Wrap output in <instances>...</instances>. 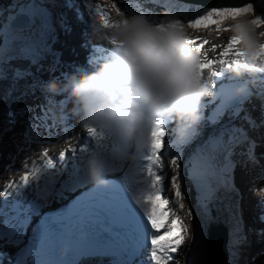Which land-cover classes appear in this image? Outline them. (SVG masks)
I'll use <instances>...</instances> for the list:
<instances>
[{"label":"snow or ice","instance_id":"obj_1","mask_svg":"<svg viewBox=\"0 0 264 264\" xmlns=\"http://www.w3.org/2000/svg\"><path fill=\"white\" fill-rule=\"evenodd\" d=\"M179 2L180 0H161L157 4L154 3V0H147V2L146 0H135L137 12L144 13L151 20L154 15H160L156 9H164L170 13L178 11L172 5ZM82 4L86 7L88 13L97 17L101 26L105 28L118 26L113 23L111 11L107 7L99 3H92L90 0H82ZM67 7L72 8L74 5L69 2ZM112 9L115 10L117 15L121 12L132 14L127 11V8L121 10L115 2L112 4ZM19 12L23 16L28 15L24 6L20 7ZM79 15L80 13L77 12L78 18ZM248 15L254 16L250 21L253 26L264 27V13L257 15L256 6L251 2L240 6L222 5L212 7L203 14L189 17L187 27L192 30H206L211 26H215L217 31H227L229 29L221 28L226 21ZM13 18L15 19V16ZM178 19L183 22V17ZM155 23L158 24L159 19ZM62 26L65 30L70 31L66 24L62 23ZM184 42L197 54L199 62L196 67L199 82H203L206 89L215 88L219 78L224 75V70H231L233 66L239 68L257 65L264 70V44L258 45L257 50L249 55L236 50L240 41L237 37H231L224 46L212 45L213 51L223 48L219 56L212 59L207 58L202 51L205 45L209 44L207 39H203L201 42L199 37L196 39L185 38ZM29 51L30 48L28 47L14 48L8 55H25ZM233 56L235 58L230 59ZM201 57L204 58L201 59ZM218 65L226 67L218 68ZM205 70H208L207 76H205ZM25 72L26 70L17 69L15 71L16 78H23ZM261 74H264V71ZM261 79L264 80V77H261ZM218 91L223 93L221 89ZM246 97V99H241L236 96L235 92L228 94L223 97V102L211 116L203 118L212 125L221 124L222 127L218 136L210 139L201 147V155L192 166L191 173L188 172L187 168L185 169L186 175L190 174L197 181H204L206 177L214 174L215 160L220 145H223L226 158L233 151V146L240 145L246 163L258 165L260 160L264 159V132L261 131L264 130V87L259 91L252 90ZM69 100L72 102L71 98ZM234 101L239 106H234ZM254 101H258V103ZM211 103V101H204V107H208ZM245 103L251 105L250 111L243 107ZM225 116H227L228 123H223ZM238 119L243 120L247 127L232 123ZM32 120L37 123L34 125L29 121L30 127L43 126L46 130L61 127L62 130L67 131L71 128L72 114L67 111L52 112L45 105L42 106V112L34 115ZM174 121V115L157 113V118L154 120L149 132L146 150L140 162L137 163L127 161L124 150L116 147L111 134H107L103 130H97L94 127H90L86 131L89 143H86L83 147H73L69 142V148L61 151L58 157L49 156V150L45 148L41 154L42 157H47L43 168H38L37 162H33L31 171L24 172L19 182L10 181L3 190L5 196L11 195L8 190L14 184L18 187L22 185L23 188H28L33 180L40 181L42 174L46 177L45 183L48 186L44 192L38 191L36 193L40 202L30 201L27 207L22 208L19 204L14 207L15 214L10 219L5 220L3 226H0V247L12 246L17 249L12 254L14 264H45V261L36 257L42 252L46 240L60 230L59 226L62 225L65 219L69 218L74 212L80 211L75 208L80 197H73L69 200V195L82 187L81 177H83L84 182H87V177L84 176L83 172L84 161L90 155H101L109 160V174L120 173L113 181L124 197V204L119 206V211L125 213L126 218L131 217L136 221L139 234L138 246L146 248L148 264H174L177 254L184 248L188 239H193L195 243V233L192 227L186 223L184 217L178 211V209L185 207L180 176L182 157L179 152L174 155L171 154L173 143H186L190 140L191 134L176 136L173 133L172 137L166 142V137H169L171 131L169 125ZM109 144L112 145L111 148H109ZM69 151L72 153L70 157L68 156ZM23 167H29L27 161L24 162ZM169 172H171L170 176ZM134 174L146 177L142 181L145 187L141 188L139 192L132 191V194L129 195V180ZM59 177H64V179H58ZM166 181H168L167 190L174 195L177 210H170L167 207L170 200L165 195ZM57 183H59V188L55 187ZM19 194L23 195V192L20 191ZM53 194L59 201L69 200V203H61V207L58 209L43 211L44 208H50L51 204L56 202V199H50ZM84 211H88V209ZM189 214H191V211H189ZM35 217H39V219L33 224ZM260 219L264 221V216H261ZM29 227L32 228L30 236L28 235ZM260 234L264 235V232ZM25 237L28 238L25 239ZM245 242L246 235L242 230L237 231L235 237L230 238V251L235 254V250ZM100 243L106 247L109 241L102 240ZM7 255L9 254L0 251V264H4L3 258ZM51 264H69V262L56 260ZM129 264H135V262L130 261Z\"/></svg>","mask_w":264,"mask_h":264},{"label":"clouds","instance_id":"obj_2","mask_svg":"<svg viewBox=\"0 0 264 264\" xmlns=\"http://www.w3.org/2000/svg\"><path fill=\"white\" fill-rule=\"evenodd\" d=\"M113 21L117 27L105 28L92 22L82 32L88 43L100 42L109 49L102 59H89L88 67L78 66L64 74L61 84L53 79L44 87L49 93L67 94L75 102L85 131L90 127L111 134L129 163L140 162L146 150L150 129L157 113L174 115L179 135L199 134L204 118V101L214 96L211 88L199 82L197 54L184 42L185 25L165 11L159 23L144 13L125 14ZM232 37L240 41L241 52L251 55L264 44L246 16L232 20ZM244 84L235 91L246 96L264 83L257 65L232 70ZM139 149V151H137ZM88 182L97 186L110 183L109 160L90 155L86 161ZM264 200V185L252 190Z\"/></svg>","mask_w":264,"mask_h":264},{"label":"bare ground","instance_id":"obj_3","mask_svg":"<svg viewBox=\"0 0 264 264\" xmlns=\"http://www.w3.org/2000/svg\"><path fill=\"white\" fill-rule=\"evenodd\" d=\"M11 1V2H10ZM79 3H74V9H77V12L80 13L79 19H76L75 23L77 25L80 24L82 28L80 29V39H82V48L79 50V47L77 48L79 56H85L86 62L88 63L89 59H102L106 53H108L109 49L106 45L100 42H92L88 43L85 41L82 37V32L85 30L92 22H95V16L88 13L86 7L82 4V0H77ZM96 3H99L105 7H107L109 10L112 9L111 6H109L106 3L99 2L100 0H93ZM105 1V0H103ZM106 1H115V0H106ZM42 0H35L32 6H29L26 2V0H0V41L7 40L8 42L11 40H20L21 36L23 34L29 35L30 31L34 26L37 27H45L49 26V24L52 23V17L49 11L45 9V6L42 4ZM147 2V0H146ZM161 0H154V3H160ZM13 3V4H12ZM42 5H41V4ZM118 6H123V9L127 8V11L130 13H139L136 10V4L135 0H119L117 3ZM257 9V15L264 12V0H260L259 2L254 3ZM21 6H24L26 11L28 12L27 16H23L20 14L19 9ZM42 6V7H41ZM172 7L179 9V7L182 8V10H178L174 13H171L176 18L183 17V22L185 25V31L189 30L187 27V21L189 17L198 16L200 12L194 8V6L184 5L183 6H177V4H173ZM158 13H160L159 16L154 15L152 17V21L156 22L157 19L162 18V14L165 12L164 9H156ZM127 14V13H126ZM13 15H15V19L13 18ZM118 16V15H117ZM9 17L12 21L17 22L21 21V26L19 28L13 29L10 28L7 31L5 28H3V21L4 18ZM249 20L253 19L254 16L248 15L246 16ZM114 19V17H112ZM118 19V18H117ZM239 19V18H237ZM98 23V22H97ZM233 23V21H226L222 26H226ZM213 26L206 29V34L209 33V30H211ZM197 31V30H196ZM211 32V31H210ZM63 31H58L55 35L51 36V40L48 41V44L46 46H39L36 43L31 44L27 40V43L25 45L29 46L32 45L34 47L33 50H31L32 53L35 54V61L32 68L27 69L24 73V76L31 73L32 71L35 73L34 69H37V66L40 65V67H48L50 69H53V71H58V74L61 75L69 72L67 64H70L71 60L69 58H63V55H58L59 53L55 54L53 48L55 47L56 42L61 41L65 36L63 35ZM46 35H48L46 33ZM20 36V37H19ZM49 36V35H48ZM54 38V39H53ZM79 39V38H78ZM34 40V39H33ZM45 45V42L43 43ZM42 44V45H43ZM1 45V42H0ZM60 46L61 49L62 45ZM68 45L65 43V50L67 49ZM76 47V46H75ZM78 56V57H79ZM66 57V55L64 56ZM217 58V57H216ZM235 57H230V59H234ZM215 59V58H213ZM73 65V64H71ZM77 67V66H76ZM220 67H226V66H217ZM236 67L233 66L231 70H224V79L226 77L231 76L233 74V69ZM208 75V70H205V76ZM258 76L264 77V74H258ZM262 87H264V83L260 84L258 87H255L252 90L259 91ZM206 101V98H205ZM257 103L256 101H254ZM72 105H66V107L63 106H51L52 112H64L67 111L68 113H71L74 117V120L76 123H78V126L81 128L82 122L80 115L75 114L76 113V106L71 107ZM75 110V111H74ZM246 110H251V105L246 108ZM238 126H244L245 128L247 125L244 123L243 120H239ZM170 128L176 129V122H172L169 125ZM216 125H209L206 122L202 121L199 125V134L196 135L194 138L191 139V141H188L185 144H181L179 146H172L171 154H176L177 152L180 153L182 159H181V168H180V176H181V184H182V192L184 195L183 203L185 207L183 208L184 211H193V217H194V224H193V232L195 233V241L196 245L190 249L189 247H185L179 252L180 255L183 256L182 261L180 264H204V255H205V249H206V243L208 241V232L211 225L215 222L217 223L218 228L221 227L223 229V235L225 237V249H226V264H264V257L261 259L259 258L258 261H250L249 259L251 257H257L260 247L257 246L260 242H263L264 235H261V232H264V226L260 224L259 216L257 215L256 210V195L253 193V189L255 186L252 187V190H250V193H246L244 191L245 186H251L250 182H254L255 178L253 176V173L257 171L258 167L264 166V159L260 160V163L258 165H251L245 162L244 156L242 154V147L240 145L233 146V151L231 152L230 156L232 158L227 159L229 161V171H228V178L227 183L222 186V189L225 191H218V188L216 187L217 182L216 180L211 179V175L208 176V190L201 192V191H192L186 193L184 191V183H186V179L184 177V165L191 160H198L199 156L201 155V147L210 139L218 136L216 134L217 131ZM56 131V130H55ZM55 131L52 133L50 131L48 138L46 139H40L43 144H49L52 143L57 144L59 146V149L65 150L62 146V142L64 140L61 137L60 132L57 134L58 136L55 139H52L51 136L55 135ZM264 132V130H261ZM69 132V131H68ZM79 141H77L76 146L77 148L83 147L86 143H89L87 140V136H81L80 131H76ZM254 135L256 133H253ZM171 138V136L166 137L167 140ZM61 139V141H59ZM69 144V142H67ZM78 145V146H77ZM223 145L218 146L219 149H222ZM49 153L51 152V149H48ZM44 149H41L38 151L37 156L38 158H42L41 154L43 153ZM259 151V150H258ZM72 153L69 151L68 156L70 157ZM80 155V154H78ZM89 157V156H88ZM20 163L21 159L16 157L13 158V162ZM86 161V160H85ZM84 161V164H85ZM8 162V161H7ZM22 165V163H21ZM264 171V168H262ZM169 176L171 175V172L168 173ZM214 175V174H212ZM21 175H11V174H4L0 178V196L3 195L4 198L0 199V211L1 209L5 210L9 213V216L3 217L0 215V218H2V221H5L7 219H10L11 216L15 214L14 207L19 204L22 208L26 206V197L24 196V193L27 191V189L23 188L22 185L15 186L13 190L10 192L11 195L5 196L3 192V186L4 184L7 185L10 181H16L19 182V178ZM61 179H64L62 177ZM59 184V183H58ZM16 185V184H14ZM166 186V193L165 195L168 196L169 200L171 201L174 199V195L167 190L168 181L165 182ZM251 188V187H250ZM22 191L23 195H20L19 192ZM170 192V193H169ZM10 201V205H9ZM9 205V209H8ZM167 207L170 210H177V206L175 204H172L171 202ZM179 211V209H178ZM223 214V220L225 223V227L217 221L219 217H221ZM214 223V224H215ZM242 230L243 233L246 235V242L235 250V254H233V251H230V238H234L237 231ZM29 234V230H28ZM229 243V244H228ZM264 248V245L262 246ZM177 254V257L179 255ZM140 261H135L136 264H146L145 255L140 254ZM176 257V258H177ZM181 258V257H180ZM261 259V260H260ZM113 257H98L94 259L87 260V263L85 264H113L112 262ZM129 260V259H128ZM180 261V260H179ZM177 263V262H176ZM175 264V261H174Z\"/></svg>","mask_w":264,"mask_h":264},{"label":"rangeland","instance_id":"obj_4","mask_svg":"<svg viewBox=\"0 0 264 264\" xmlns=\"http://www.w3.org/2000/svg\"><path fill=\"white\" fill-rule=\"evenodd\" d=\"M34 1L35 0H26L29 6H32ZM42 1H43L42 4L43 6H45V9L49 11L51 14L53 20L52 23L49 24V26H45V27L34 26L30 31L29 35L23 34L20 40L16 41L13 39L8 42L7 40L3 39L2 41H0L1 42L0 60H6L5 57L6 58L12 57V55H8V53L12 51L14 48L19 49L21 47H25L27 40L29 41L32 40L30 42L31 44L36 43L40 47L46 46L48 44V41L51 40V36L55 35L56 33H58V31L61 30L64 32V34L63 33L62 34L65 37L61 41L56 42L53 50L55 54H57L58 52L59 53L58 55H63L64 53V56L66 55V57L63 56V58L66 59L69 58L71 60L70 64H67L69 71L67 73L73 72L74 69L77 68L78 66L88 67V63L86 62L87 56L86 55H85L86 57L82 55L79 56L77 50L78 47L79 50H81V48L83 47L82 39H80V29L82 28V26H80V24L77 25L75 23L76 19H79L77 17V9L73 10V7L72 8L67 7V4L69 2H71L74 5V3H79V1L77 0H42ZM99 2L106 3L112 7V4L114 2L118 3L119 0H115V1L100 0ZM119 7L121 8V10H124L123 6H119ZM178 10H182V8L179 7ZM110 11L112 17L116 16L114 20L119 18V16H117V14L115 13L114 9H111ZM198 11L200 12V14H203L205 11L208 10L200 8L198 9ZM62 23L66 24L67 28L70 29V31L65 30V28L62 26ZM231 25L232 23L227 25V27L221 26L222 29H229L227 31H217L215 26H213L211 30H209L208 34L205 33L206 30L196 31L189 29L185 31V38L196 39L197 37H199L201 42L203 39H207L209 41V44L205 45L202 51L206 54L207 58L213 59L219 56V53L223 51V48L221 47L217 51H213L212 45L224 46L228 43V41L232 37ZM256 32L257 34H259L260 32H264V27H256ZM46 33L49 36L46 35ZM261 40L264 41V37H261ZM44 42L45 45L43 44ZM65 43L68 45L67 47L68 51L64 49ZM57 45H62L63 49H61L60 46ZM26 47L30 48V51L27 54L16 55L13 57L22 56L25 57L26 59H30L32 63L36 62L34 59L35 54L31 52V50H33L34 47L32 45H30V47L29 46ZM203 58L204 57H201V59ZM34 71L35 73L32 71L31 73L25 76L23 75V78L15 79L17 81L15 88L17 87L18 92L14 95L13 101L8 106L4 107L3 113L6 114L8 121L5 123V125L7 126L6 131L5 130L0 131V173L3 172L4 174L6 173L9 175L8 170H6V168L4 167L5 166L4 163H6V161H8L10 164L13 163L14 154H10L9 151H7V149L12 147L15 143L19 141V135L23 131H25L24 122L27 120H32V117L34 115L40 114L42 112V106L46 105L49 111H50L49 108L51 107H48V102L52 103V105H57V106L60 105L63 107H66V105H72L71 107L76 106L73 99H71L72 102H70L69 97H67L66 93L56 95L53 93H49L45 90L44 85L53 79L57 80L62 84L64 82V74L61 75V72L60 74H58V71L55 72L53 71V69L44 66L40 67V65H38L37 69H34ZM53 101H57V102H53ZM34 123L36 124L37 122L34 121ZM70 123H71V128L69 130L64 131L60 129V134H61L60 138L64 140V142H62V146L65 150L69 148V144L67 142H70L71 146L75 147L77 144L76 142L79 141L76 131H80L79 133L81 136H85V135L87 136V133L83 129L82 125L81 128L78 126V123H76V121L74 120L73 115ZM46 131L49 134L51 129ZM53 132L54 131H52V133ZM55 135H53L52 137H54ZM44 137H47V135H45ZM232 157L230 156V158ZM250 190H252V187L250 188L248 186H245L244 191L246 193H250ZM184 191L186 193L190 192L189 187L187 186L186 183H184ZM221 191H225V189L220 190V192ZM190 193H192V191ZM170 202L172 204H175L174 199H172ZM179 214L184 217L188 225L193 227L194 215L192 210H191V214H189V211L187 210L184 211V209H179ZM224 215L225 214H223L221 217L217 219V221L221 223L223 226L225 225L223 220ZM195 245H196V241L194 243L193 239L189 238L187 241V245L185 247H189L190 249H192ZM182 258L183 256L180 255L179 253L178 257L176 258L175 264H180Z\"/></svg>","mask_w":264,"mask_h":264},{"label":"water","instance_id":"obj_5","mask_svg":"<svg viewBox=\"0 0 264 264\" xmlns=\"http://www.w3.org/2000/svg\"><path fill=\"white\" fill-rule=\"evenodd\" d=\"M260 0H180V4L194 6L210 10L216 6H240L244 3H256ZM208 232V241L206 243L204 264H226L225 237L223 229L218 228L217 223H213Z\"/></svg>","mask_w":264,"mask_h":264},{"label":"trees","instance_id":"obj_6","mask_svg":"<svg viewBox=\"0 0 264 264\" xmlns=\"http://www.w3.org/2000/svg\"><path fill=\"white\" fill-rule=\"evenodd\" d=\"M20 37V36H19ZM34 63L25 57H7L0 60V131L7 129L5 123L8 121L6 114L3 113L4 107L8 106L18 92L15 85L17 83L15 71L17 69L27 70L32 68Z\"/></svg>","mask_w":264,"mask_h":264}]
</instances>
